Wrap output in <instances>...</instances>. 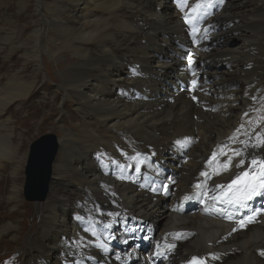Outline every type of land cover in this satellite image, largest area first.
I'll return each mask as SVG.
<instances>
[{
    "label": "bare ground",
    "instance_id": "6f19581e",
    "mask_svg": "<svg viewBox=\"0 0 264 264\" xmlns=\"http://www.w3.org/2000/svg\"><path fill=\"white\" fill-rule=\"evenodd\" d=\"M217 2L18 0L22 11L34 7L33 27L14 29L4 17L2 38L16 43L30 31L11 46L23 52V69L0 79V172L14 209L42 53L63 93L40 104L58 114V149L40 229L27 239L34 254L20 264H264V200L246 226L218 206L243 191V177L228 187L241 173L264 171V0ZM65 46L77 58L63 62ZM68 101L75 109L66 116Z\"/></svg>",
    "mask_w": 264,
    "mask_h": 264
},
{
    "label": "rangeland",
    "instance_id": "374dc122",
    "mask_svg": "<svg viewBox=\"0 0 264 264\" xmlns=\"http://www.w3.org/2000/svg\"><path fill=\"white\" fill-rule=\"evenodd\" d=\"M35 14L36 12L32 4L29 5L28 9H24L22 11L18 4V0H2V2L0 3V79H2L4 75H6L5 73H10V70L13 68H20L19 70L23 69L24 67L23 57H22L23 52L19 48L11 49L12 48L11 46H18L20 42H23L27 39V36L30 33V31L23 33L21 35V38L17 39L16 43L11 42L5 37L2 38L3 37L2 35L3 27H4V21H3L4 17L6 16L10 20L12 27L14 29H16L18 25L20 24L21 25L29 24L30 27L32 28L34 24L33 21L35 19ZM21 17H25V18L22 19V22H19L18 19ZM31 33H33V30H31ZM239 42L240 40L235 39L234 37H232L231 40L229 41L230 46L232 47L237 46ZM1 48H4L5 51H3L4 49H1ZM61 54L63 56L62 58L63 62L68 60L70 57L77 58V56L73 55L67 46H65V48L62 49ZM41 55H42L41 61H40L41 73H40V76L36 79L35 87L33 89L36 92L31 95L29 102H28V109L32 111L31 118H28L27 114L24 113V111L27 108L24 109L21 113L22 115L21 117L27 116L25 118H28V126H30V130L28 132H25L23 130L24 136L19 137L20 141L27 140L26 141L27 146L22 145L21 149L23 150L24 148H26L28 153H30V145L39 137L45 134H50V133L55 134L58 137V134L56 132L57 128H55V125H54L57 121L56 118L58 117V114L57 115L52 114L50 112V107L45 106V108H43L40 104H42L43 101L51 99L54 96V94L56 96V92H59V96L55 100H60L62 98L63 93H61V86L58 83V79L60 78V75H59L57 68H54V66L52 65V62L49 61L51 60V58L48 57L47 55H44L43 53ZM44 56L46 57V59L44 58ZM46 67H47V70H46ZM34 72H35L34 67L30 66L28 68V71L25 73V75H33ZM53 105H56L59 107V103L53 102L52 106ZM65 106H68L65 109L66 116H68L69 107L71 106V109L74 111L75 104L71 101H68L66 102ZM73 111L71 112V114H75ZM48 115L51 116L52 118L51 120H50V116ZM53 128L55 130H52ZM26 159H28V156ZM187 159L188 158H183V161L180 159V161H174L172 164L174 166L181 165L184 162L187 163ZM26 165H27V160H26V164L23 170L24 179H23L21 197L18 198L17 208H15L16 210H18V212H15V213H14L15 209L13 208L15 204L10 201L9 194H8V190L10 188V182L5 180L6 175L3 173V171L0 172V184L3 183V187H2L3 191L1 190L2 197L0 196L1 197L0 198V225L1 223L12 224V229H13L12 232L6 233L4 235H0V264H12V262L14 263L15 261H16V264H20L28 256H32L34 254L32 247L28 245L29 243L27 239L30 235L34 234L36 227L40 229V225L38 223L39 218L37 214H38L39 208L43 205L44 199L43 200H28L26 198L25 191H24V185L26 181V175H25ZM50 178H51V175H50ZM162 186L163 185H161L160 188L156 187L155 188L156 190L155 189L153 190L155 192H157L160 189H163V191H165L167 187L164 189ZM22 202L25 203L28 209L23 206ZM23 212H26V216H25L26 219H24V216L22 214ZM23 221L24 223L26 222V228H28V230H27V233L23 235V237L21 238L20 235L18 234V231ZM159 221L160 219L157 220L156 222H159ZM164 224H165V220L162 218L161 225H164ZM0 230H1V227H0ZM150 239H152V237H150ZM150 239H148L149 243H150ZM79 243L83 244L84 242H79ZM109 243L111 242H107V246H111L109 245ZM32 244L34 245V242H32ZM18 251H20V253ZM159 253H162V251H159ZM66 262H68V260L63 258L62 263L66 264Z\"/></svg>",
    "mask_w": 264,
    "mask_h": 264
},
{
    "label": "water",
    "instance_id": "95a60500",
    "mask_svg": "<svg viewBox=\"0 0 264 264\" xmlns=\"http://www.w3.org/2000/svg\"><path fill=\"white\" fill-rule=\"evenodd\" d=\"M57 149V136L51 133L39 137L32 143L25 171V196L28 200H43L46 197L51 163Z\"/></svg>",
    "mask_w": 264,
    "mask_h": 264
},
{
    "label": "snow or ice",
    "instance_id": "6c2138e0",
    "mask_svg": "<svg viewBox=\"0 0 264 264\" xmlns=\"http://www.w3.org/2000/svg\"><path fill=\"white\" fill-rule=\"evenodd\" d=\"M223 3V0H218V2L216 3V6L218 7L219 4ZM214 4V0H204V8L208 9V8H212ZM201 8V4H197L196 5V9ZM196 9H193V11H195ZM205 15H207L208 13L205 12ZM185 19H187V16L185 17ZM189 62H192V57L191 55L188 56ZM193 84H195V81H193ZM193 99H196L195 97H193ZM247 114V113H245ZM238 154V153H237ZM241 164L244 163L243 160L240 161ZM251 163L253 165H255L257 163V161L255 159H253L251 161ZM201 175H205V173H201ZM241 177L245 178L246 182L244 183V187H243V191H241L240 189H237V193H240L239 195H237L236 193H233V195L236 197L235 200H229V203H237L239 208L241 209H248V205L246 203V201H251L254 197H260V196H264V171H261L259 177H251L249 178V175L247 172L241 173L240 176H238L236 178V180H234L232 182V185H229L228 187L231 189L233 187V185L239 184L241 182ZM258 181V182H257ZM199 186V185H197ZM218 187H224L223 185H220ZM215 199V197H214ZM249 211L252 212L251 215H245L242 217V219L240 220V224L241 226H246V223L252 222L254 217L259 214L260 210H251L249 209ZM108 215H112V213H108ZM261 255H264V252L261 253ZM199 258H193V261L196 262L198 261ZM202 264V262H201Z\"/></svg>",
    "mask_w": 264,
    "mask_h": 264
}]
</instances>
